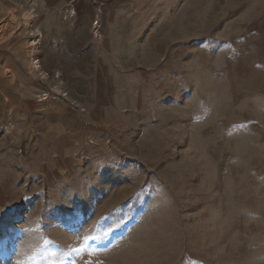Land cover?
Segmentation results:
<instances>
[{"label":"rangeland","instance_id":"1","mask_svg":"<svg viewBox=\"0 0 264 264\" xmlns=\"http://www.w3.org/2000/svg\"><path fill=\"white\" fill-rule=\"evenodd\" d=\"M94 1V57L32 65L75 138L0 148V264H264V0Z\"/></svg>","mask_w":264,"mask_h":264},{"label":"crops","instance_id":"2","mask_svg":"<svg viewBox=\"0 0 264 264\" xmlns=\"http://www.w3.org/2000/svg\"><path fill=\"white\" fill-rule=\"evenodd\" d=\"M95 3L94 0H0V24L3 21L8 24L0 37V148L9 142L17 148L24 144L35 152L41 150L38 157L46 159L44 156H58L61 144L65 150L63 143L66 145L75 138L73 128L77 118L68 102L52 93L44 101L36 99V94L47 88L32 69L30 56L34 53L40 64L74 63L94 57L98 45L93 42L91 25L84 29L85 38L81 41L80 30L71 27L70 22L76 17L91 21V12L86 10H91ZM61 7L65 9L62 12ZM38 37L39 45L29 50L31 41L36 42ZM41 71L50 76L61 72L55 73L44 65Z\"/></svg>","mask_w":264,"mask_h":264},{"label":"built area","instance_id":"3","mask_svg":"<svg viewBox=\"0 0 264 264\" xmlns=\"http://www.w3.org/2000/svg\"><path fill=\"white\" fill-rule=\"evenodd\" d=\"M98 25H100V22H99V19L97 18L93 22V29H94V32L93 33H94L95 38L99 37V35H98L99 34V30L97 29V28H99ZM39 41H40V37L37 38L36 44ZM32 61H33L32 65L36 69V71L41 68L40 65L37 63V59L32 58ZM39 74L41 75V77L43 79H46L47 78L45 75H42V72H39ZM54 88H55L54 91H53L54 93L59 94V95H61L64 98H67L68 97V92L67 91H64L62 87H59L58 85H56ZM38 98H39V101L46 100L48 98V93H43L41 95H38Z\"/></svg>","mask_w":264,"mask_h":264}]
</instances>
